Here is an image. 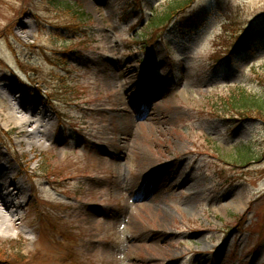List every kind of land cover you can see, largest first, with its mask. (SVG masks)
I'll return each instance as SVG.
<instances>
[{
	"label": "rangeland",
	"instance_id": "374dc122",
	"mask_svg": "<svg viewBox=\"0 0 264 264\" xmlns=\"http://www.w3.org/2000/svg\"><path fill=\"white\" fill-rule=\"evenodd\" d=\"M174 1L0 0V109L50 116L33 149L0 116L25 193L0 264H264V118L229 104L264 93V49L225 63L264 0H185L153 34Z\"/></svg>",
	"mask_w": 264,
	"mask_h": 264
},
{
	"label": "trees",
	"instance_id": "16d2710c",
	"mask_svg": "<svg viewBox=\"0 0 264 264\" xmlns=\"http://www.w3.org/2000/svg\"><path fill=\"white\" fill-rule=\"evenodd\" d=\"M173 1V0H172ZM190 3H186L185 0H175L174 3L169 4V7L164 9L161 13H157V10L155 12H152V20L149 22L151 24V31L153 34L156 32V27L165 26L168 28V25L173 22V19L176 18V16L181 12L187 9V5ZM68 6V4H67ZM187 7V8H186ZM69 10H75L74 7H71V5L68 7ZM168 30H165V32ZM167 33V32H166ZM152 34V33H151ZM233 37L228 39V41L231 43V46L229 47L230 51L227 55L229 57L227 58V61L225 60V63L230 60H233V56L236 55L235 58H241L243 54H253L255 50H262L264 49V28L263 26L259 25V29L252 28L250 26L249 30H241L240 33H235L232 35ZM155 40L162 39L164 37L163 33L160 35L154 36ZM146 44L149 45V36L148 39L145 40ZM147 45V46H148ZM151 45V44H150ZM222 56L221 58H218L216 63H222V59H224L225 56ZM228 62V63H229ZM227 63V64H228ZM230 66L229 64L227 65ZM261 82H258L260 85H262V88L264 90V77L260 78ZM244 92V93H243ZM240 93L239 96L233 97L230 101V108H232L236 112H243V115L238 113L239 118H247L251 117V115L244 114L245 112H257L259 116L256 118H259L262 120L264 118V93L259 95V97L255 94H251L250 92L243 91ZM229 108V107H228ZM228 108H223L224 111H228ZM228 109V110H227ZM247 158H243V160H252L250 156L246 153L244 149H240Z\"/></svg>",
	"mask_w": 264,
	"mask_h": 264
},
{
	"label": "bare ground",
	"instance_id": "6f19581e",
	"mask_svg": "<svg viewBox=\"0 0 264 264\" xmlns=\"http://www.w3.org/2000/svg\"><path fill=\"white\" fill-rule=\"evenodd\" d=\"M18 93H21L20 91H17ZM5 99L8 98H2L1 104L3 101L5 102ZM11 100V98H10ZM14 101V99H13ZM10 112L9 115H6L7 113L5 111ZM4 107L0 109V116H7L8 120L13 121L15 124H17L18 130L15 134V137L17 138V142L20 145H28L31 149L35 148L36 146H45V142L43 141V135H39L40 132L46 133L49 130L50 123H47L50 120L49 114L46 112H39L37 115V120L34 119L32 116L26 115L23 113L21 110H19L16 107ZM6 117V118H7ZM37 124L34 130L30 131L29 126L32 124ZM45 129V130H44ZM13 130V129H10ZM3 156H0V187H6L7 192V197L4 196V191L0 190V195L3 198V202L5 206L9 207L10 209H13L11 214H16V210L18 207L22 204V202L25 200V193L21 187V185L18 183V178L16 177V174L14 171L3 161ZM9 188L12 192L9 191ZM158 187H155V189ZM3 190V189H2ZM0 211L2 209L0 208ZM10 223H14L13 219L6 218V222H4L5 225L9 227ZM14 225V224H13ZM208 264V263H204Z\"/></svg>",
	"mask_w": 264,
	"mask_h": 264
}]
</instances>
